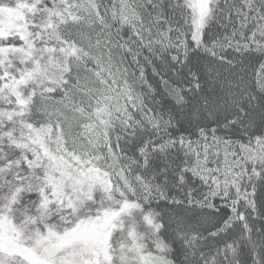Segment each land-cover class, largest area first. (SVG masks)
<instances>
[{"label":"snow or ice","instance_id":"snow-or-ice-1","mask_svg":"<svg viewBox=\"0 0 264 264\" xmlns=\"http://www.w3.org/2000/svg\"><path fill=\"white\" fill-rule=\"evenodd\" d=\"M0 264H264V0H0Z\"/></svg>","mask_w":264,"mask_h":264}]
</instances>
